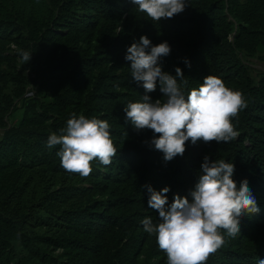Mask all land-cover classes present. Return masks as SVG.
<instances>
[{
    "label": "trees",
    "instance_id": "trees-1",
    "mask_svg": "<svg viewBox=\"0 0 264 264\" xmlns=\"http://www.w3.org/2000/svg\"><path fill=\"white\" fill-rule=\"evenodd\" d=\"M142 35L168 42L159 63L182 69L185 96L207 75L242 93L237 138L188 141L170 161L146 143L152 131H137L123 111L143 95L166 99L158 83L145 92L131 77L125 55ZM21 51L31 54L25 64ZM254 58L264 64V0H189L159 22L131 0H0V264H166L143 229L146 217L160 222L148 186L169 187V204L191 199L205 155L233 163L259 208L206 264L264 260V72L253 73ZM74 114L106 120L117 150L108 166L93 160L87 177L63 169L60 146L46 144Z\"/></svg>",
    "mask_w": 264,
    "mask_h": 264
},
{
    "label": "clouds",
    "instance_id": "clouds-1",
    "mask_svg": "<svg viewBox=\"0 0 264 264\" xmlns=\"http://www.w3.org/2000/svg\"><path fill=\"white\" fill-rule=\"evenodd\" d=\"M152 21L173 18L185 10L189 0H131ZM167 41L153 45L142 35L132 43L125 59L131 62V77L141 84L145 92H153L159 84L161 97L153 99L143 95L142 102H129L124 106L125 120L137 131L151 130L153 136L146 141L163 153L165 161L183 155L186 142L198 141L228 143L238 136L232 119L238 117L246 101L239 91L229 89L220 78L204 77L199 88L185 96L178 79L183 80L180 67L175 75L162 70L159 61L170 54ZM21 63L31 54L20 52ZM185 63H190L186 60ZM186 83V81H184ZM106 120L77 117L67 120L61 134L51 133L46 141L49 148L59 145L60 165L69 173L87 177L92 172L91 162L98 160L104 166L112 163L116 148L110 137ZM234 164L225 160H212L205 155L199 178L190 197L174 196L168 203L169 187L160 191L148 186V207L158 213L159 223L150 217L142 221L146 233L155 234L159 249L166 255V264H206L210 254L226 242L225 235L235 238L240 234V217L259 211L248 181L237 185L233 179ZM258 264H264L259 260Z\"/></svg>",
    "mask_w": 264,
    "mask_h": 264
},
{
    "label": "rangeland",
    "instance_id": "rangeland-1",
    "mask_svg": "<svg viewBox=\"0 0 264 264\" xmlns=\"http://www.w3.org/2000/svg\"><path fill=\"white\" fill-rule=\"evenodd\" d=\"M252 67L255 69V71L253 72L254 74H256L259 71L264 72V64L257 58L252 59ZM33 90L35 91V89Z\"/></svg>",
    "mask_w": 264,
    "mask_h": 264
},
{
    "label": "built area",
    "instance_id": "built-area-1",
    "mask_svg": "<svg viewBox=\"0 0 264 264\" xmlns=\"http://www.w3.org/2000/svg\"><path fill=\"white\" fill-rule=\"evenodd\" d=\"M35 93V91L33 90V88H28V90H27V92H26V95H28V96H31V95H33Z\"/></svg>",
    "mask_w": 264,
    "mask_h": 264
}]
</instances>
